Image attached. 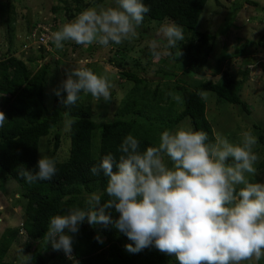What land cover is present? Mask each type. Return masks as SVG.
Masks as SVG:
<instances>
[{"label": "trees", "instance_id": "obj_1", "mask_svg": "<svg viewBox=\"0 0 264 264\" xmlns=\"http://www.w3.org/2000/svg\"><path fill=\"white\" fill-rule=\"evenodd\" d=\"M94 1L100 4L105 0ZM207 1L142 0L150 11L145 14L140 39H151L147 33L151 23L167 20L174 21L184 28V41L178 42L176 48L170 49L172 55L167 56L175 62L174 65H168L162 60H159L162 63L153 64L154 57L147 47L140 50L142 57L133 59L134 63L129 66L127 53L131 50L130 46L121 43L117 46L118 49H114L113 54L120 55L118 57L120 61L117 62L116 59L111 61L113 66L121 70L117 77L124 78L132 85L124 88V98L119 100L113 117L101 121L99 132L94 131L96 110L93 109L90 95L81 93L75 106L69 109L59 102L60 98L54 94L53 89L47 91L50 88L51 68L53 65L58 68L62 59H51L50 62L38 64V60L46 56L43 48L38 49L40 59L37 60L30 57L27 62L14 54H9L10 52L0 58V111L4 112L7 118L3 128H0L1 185L10 180L15 182L14 184L17 183L16 186L24 199L20 227L6 228L0 236V264H18L8 258V253L22 232L25 235L22 250L26 254L25 257H28L24 259L25 264H179L174 255L162 253L155 247L146 248L139 253L127 251L125 245L132 241L111 224L107 227L90 226L87 222L81 224L79 232L74 236L72 258L66 256L62 250H53L51 244H47L45 234L50 217L66 214V211L73 207L84 208L90 193L99 194L101 203L108 199L104 192L107 178L102 173L99 176L91 174L90 168L97 165L108 153L118 158L120 155L118 148L127 135H133L139 141L140 150L144 151L147 147L158 146L163 124H167L169 131H172V128L182 120L188 119L192 129L206 132L208 142H214L212 126L206 118V100L198 95L200 91L212 93L217 102L237 106L246 113L250 112L248 104L241 96L242 83L233 79L227 66L230 63L221 71L223 66L221 62L234 56H247L251 53L256 55L260 49L264 53V34L255 44L249 40L244 41L231 55L223 51L216 65V72L220 71V78H215L216 75L208 76L206 66L216 35L203 28L197 30ZM62 2L64 7H55V10L64 9L73 20L77 14L91 6V3H84V0H71L73 8L67 0H59V3ZM215 2L218 7L223 8L226 2H231L227 8L229 12H233L232 7L236 11L239 3L237 0ZM10 8H13V4ZM11 12L13 11L10 10ZM10 19L13 21L12 17ZM7 23L12 32V23L9 20ZM11 38L9 35V43ZM179 50L182 54L176 59L175 54ZM59 54L61 58L66 57V51ZM180 59L184 63H180ZM84 67L93 70V65ZM152 67H155L153 74ZM175 67L178 68L179 75L174 72ZM149 76L160 81L178 79V84L183 85H177V89L181 91L180 102L183 106L181 112L173 114L170 111L164 113L160 109L156 110L155 100L158 88L162 84L157 82L156 90H150L147 88L150 84ZM63 78L66 79V75ZM59 85L58 81L55 89ZM83 94H86L85 98ZM62 95L66 98V93ZM169 107H171L169 110H175L171 103H168ZM65 112H68L67 116ZM154 116L160 123L153 122ZM70 119L73 123L66 126L65 120ZM263 126L259 127L256 136L264 152ZM64 127H68L66 137L62 133ZM48 135L50 138L47 143L52 141V150L48 157L55 160L57 172L49 181L27 183L19 177L18 172L21 167L35 171L39 140ZM67 137L70 141L69 154L65 160H59L57 152H60L62 139ZM258 169L264 170V159L258 163ZM249 180L258 182L255 175ZM109 211L113 219L118 218L119 214L114 209ZM97 236L103 243L98 242ZM259 264H264V258Z\"/></svg>", "mask_w": 264, "mask_h": 264}, {"label": "clouds", "instance_id": "obj_2", "mask_svg": "<svg viewBox=\"0 0 264 264\" xmlns=\"http://www.w3.org/2000/svg\"><path fill=\"white\" fill-rule=\"evenodd\" d=\"M116 5L87 8L59 29L33 24L27 39L37 50L43 48L46 56L55 47L63 49L64 41L83 46L98 43L107 47L110 42L118 45L138 35L137 29L150 8L142 0H116ZM165 21L158 33L165 42H149L155 59L171 56L170 49L184 41V28ZM45 28L50 29L52 40L48 45H39L33 33L40 34ZM181 54L179 50L175 58ZM77 63L82 66L68 70L66 79L54 90L59 102L70 109L81 93L97 101H109L112 85L107 78L83 67L87 60ZM198 95L207 99L208 91ZM169 96L181 100L179 94L170 92ZM6 121L5 113L0 111V128ZM72 123L67 120L66 126ZM242 136L239 144L220 135L208 142L206 132L179 125L175 131H163L158 146L141 151L139 141L127 135L118 148V158L108 153L90 168L91 174L102 173L107 178L104 192L108 199L101 203V196L92 192L84 208L73 207L66 214L50 217L47 244L72 258L74 236L87 222L90 226L113 225L132 241L125 245L131 253L155 247L174 255L179 264L260 261L264 258V183L247 178L257 171L254 165L259 157L253 152L257 139L249 131ZM56 172L55 160L40 156L35 171L21 167L18 175L33 183L49 181ZM111 209L119 214L118 218H112ZM96 239L103 243L98 236Z\"/></svg>", "mask_w": 264, "mask_h": 264}, {"label": "rangeland", "instance_id": "obj_3", "mask_svg": "<svg viewBox=\"0 0 264 264\" xmlns=\"http://www.w3.org/2000/svg\"><path fill=\"white\" fill-rule=\"evenodd\" d=\"M216 0H208L205 8L201 14L200 22L197 30H210L216 35L215 41L212 43V49L210 51V57L207 63V73L208 76L216 75L215 78H220V71L216 72V65L220 61V56L223 51L231 55L234 53V49L239 47L244 43V41L249 40L251 43H256L264 34V0H237L238 8L234 11V7L231 8L229 12L227 10L231 2H223V7H218L216 5ZM91 3V7H116V2L112 0H105L100 4H96L94 0H84V3ZM67 3L74 7L71 0H67ZM13 4V8L10 5ZM237 6V5H236ZM235 6V7H236ZM63 8L64 3H59V0H0V58L4 57L8 52L9 54H14L22 59L27 60L30 57L37 58L40 56V52L37 50V46L30 43L27 39V34L31 25L41 23L47 24V26L53 25L55 28H60L63 24L71 22L73 19L68 17L67 12L62 10H55L56 8ZM10 10L13 12L10 13ZM232 13V14H231ZM23 14V15H22ZM13 18V21L10 18ZM7 20L12 23L13 31L10 32ZM166 21L161 23L153 22L148 27V36L151 39L141 38L140 32L143 31L144 24H141L137 29L138 35L135 38L124 40V46L127 44L130 46V51L127 53V60L129 61V66L134 63L133 59L140 56V50L149 47V42L152 39H157L163 43L162 36L158 35L159 29ZM203 28V29H202ZM226 28V29H225ZM9 35L12 36L9 43ZM63 49H55L49 52V55L45 58L38 60V64L50 62L51 59H62L59 62L58 68L54 65L50 71L49 81L50 88L47 91L55 90L56 83L59 81L61 83L64 80V76L68 70L81 67L77 62L81 59L87 60L86 65H93V71L99 76L107 78L108 82L112 85L111 99L107 102L95 100L92 98V106L95 112V129L94 131L99 132V125L103 119L112 118L115 108L118 105L120 99L124 98L125 93L124 88L132 85L131 82H127L124 78L118 79L117 74L120 69L113 66L111 61L116 59L120 61L118 53L113 54L114 49H118L120 44H115L110 42L107 47L101 46L98 43H93L88 46L78 45L73 41H64ZM95 47V49H94ZM162 50V49H158ZM66 51V57L61 58L60 54ZM260 52L245 56H234L225 60L221 71L225 69L227 63L229 65V72L233 75L235 81H240L241 85V96L243 100L248 104L249 113L241 110L239 107L230 105L224 102H217L216 97L208 92V97L206 100V118L212 126L213 135L216 137L220 135L227 138L230 142L234 144H239L243 140L242 133L249 131L257 139L256 145L253 147V152L259 157L258 161L255 163L256 168L255 177L259 183H264V170L258 169V163L264 159V152L262 151V146L258 141V129L260 126L264 125V53ZM91 53V54H90ZM115 56V57H114ZM40 59V58H38ZM126 59V57H125ZM131 59V60H130ZM159 60L168 63V65H174V61L169 59L167 56H161L159 59H155L153 64L162 63ZM141 61V60H140ZM180 63H184L180 59ZM144 63L145 61L142 60ZM29 64V63H28ZM30 65V64H29ZM85 65H83L84 67ZM166 68V66H165ZM167 68H169L167 66ZM155 67H152L151 74ZM174 72L179 75L178 68L175 67ZM65 74V75H64ZM156 76V75H154ZM149 88L150 90H156V83L161 82L162 86L158 88V95L155 100L156 110L171 112L176 114L183 110L181 106V100L177 102L169 93L181 95V91L177 89V85L183 86L181 83L178 84V79L174 78L169 81H160L156 77L149 76ZM187 89V88H185ZM53 92V91H52ZM86 94H83L85 98ZM169 97V98H168ZM168 103H171L175 108L174 111L169 110ZM181 110V111H180ZM107 111V112H106ZM103 116V118H102ZM154 116L153 122L160 123L159 119ZM67 121V120H65ZM179 125H183L186 128L191 127L188 119L182 120L177 126L172 128L175 131ZM264 127V126H263ZM169 130L167 124H163L161 130ZM68 127H64L62 133L66 137ZM51 135V134H50ZM50 135L42 137L39 140L37 162L40 156L48 157L49 152L52 150V141H49ZM257 135V136H256ZM47 143V146L45 147ZM60 152H57L59 160H65L69 154L70 141L69 138L62 139ZM167 163V158H166ZM170 166V164H169ZM249 175L247 178L249 179ZM252 182V181H251ZM15 183V182H14ZM12 180L8 181L3 186L1 185L0 179V236L6 228H17L20 227L22 221V213L24 206V199L21 197L20 189L14 184ZM25 241V235L22 232L17 236L15 241L9 250L8 258L15 260L18 264H25V253L23 252V245ZM23 259V261H21ZM241 264H259V261L255 259L250 261H243Z\"/></svg>", "mask_w": 264, "mask_h": 264}, {"label": "built area", "instance_id": "obj_4", "mask_svg": "<svg viewBox=\"0 0 264 264\" xmlns=\"http://www.w3.org/2000/svg\"><path fill=\"white\" fill-rule=\"evenodd\" d=\"M51 31L48 28H45L43 30V32H41L40 34L37 33H33V36L36 40V43L39 45H48L49 41L52 40L51 39Z\"/></svg>", "mask_w": 264, "mask_h": 264}]
</instances>
